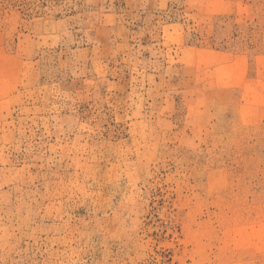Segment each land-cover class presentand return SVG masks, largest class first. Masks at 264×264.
Listing matches in <instances>:
<instances>
[{
  "label": "rangeland",
  "instance_id": "374dc122",
  "mask_svg": "<svg viewBox=\"0 0 264 264\" xmlns=\"http://www.w3.org/2000/svg\"><path fill=\"white\" fill-rule=\"evenodd\" d=\"M0 264H264V0H0Z\"/></svg>",
  "mask_w": 264,
  "mask_h": 264
}]
</instances>
